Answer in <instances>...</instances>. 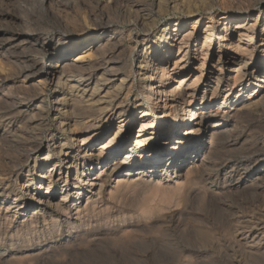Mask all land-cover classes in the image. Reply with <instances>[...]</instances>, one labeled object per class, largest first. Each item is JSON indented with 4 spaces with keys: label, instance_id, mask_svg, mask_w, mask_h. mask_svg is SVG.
I'll return each instance as SVG.
<instances>
[{
    "label": "rangeland",
    "instance_id": "rangeland-1",
    "mask_svg": "<svg viewBox=\"0 0 264 264\" xmlns=\"http://www.w3.org/2000/svg\"><path fill=\"white\" fill-rule=\"evenodd\" d=\"M33 1L35 2L36 0H0V35H1L0 39H4V38L9 37L10 35H13V34L16 35V34H18V32L24 33L26 31V33L28 34L27 36H25V39H28V40L24 39L21 41V40L15 39V41H16L15 44L16 43L18 44L19 42H21L20 46H18L16 48L17 50L14 47L12 49H9L8 51H5V53L0 52V55H1L0 66L1 65L3 66V67L2 66L0 67V97H1L0 98V144H1L0 145V174H1L0 175V179H1L0 185L2 186V187L0 186V190L3 192V196L5 197V203L2 205L1 210H0V264H39V263L40 264H91V263H93V264H201L200 262L204 261L205 259H207V260H205L203 262V264H206V262H208L207 264H209V261H210V263L213 261L211 264H223L225 260L226 261L224 264H230V262H232V260L230 259L231 257L229 256V252H227L226 250H225L226 252L224 250L220 251V249H218V245L230 242L231 238H233V236L235 234V229L238 226H239L238 228H241L242 226L243 227L248 226L249 228H252L253 226H255V224L259 225L260 228L259 227L257 228L255 226V227H253L252 232L258 233L256 235L259 238L261 235L260 239L262 240V243H263V244L261 243V245L259 247L260 251L258 253H260L262 251L258 255L260 258L257 256L258 253H256V256L253 257L255 259L251 258V262H249L250 258L245 259V260L239 259L240 261L236 258V261H237L236 263L237 264H241L243 262L246 263L248 260V264H250V263L254 264L253 261L256 260V262H258V263L255 262V264H260V263L264 264V256H263L264 255V253H263L264 252V226H262V225H264V223H262V222H264V220H263L264 219V217H263L264 216V212H263V210H264V190H263L264 189V183H263L264 177L262 178V176L264 175V153H263L264 152V105L259 106L258 107L259 109L254 108L251 110L249 109L248 111L244 110V111L240 112V113H242L243 118L240 120L239 119L236 120L237 122L239 121L238 126H237V128L239 130L236 129L235 130L236 132L233 131L232 137L229 140H222L221 142H219L220 144L215 142L216 145L218 144L217 146L215 145L216 148L214 147V150L216 149L215 151L218 150L217 152H215L214 150H211L208 153L204 152L202 154L203 156L201 155V158L204 157L205 154L208 155V156H206V155L205 156L209 158V159L207 158L208 160L206 159V161H205V165H204L205 168L203 167L204 169L201 170V176L198 175L200 173H197V174L194 173L195 175L190 174V173H192L190 171V169H191L190 159L185 161L186 158L189 157L190 153H192L194 150L200 149L202 142H197V141H198V139L201 138L202 133H199L196 135L188 134V137H186L185 139L184 138H182V139L177 138L176 139V140H178L177 146L183 147L182 148V151L184 154L183 158H185V160H183L181 162L180 167H178L179 169L176 168V169H172L170 171L163 170V169L161 171V169H157L155 174L156 175L160 174L159 176L162 177V179L160 180L162 183L161 185H160V183L157 184L158 180L152 181V183H150V181L147 180L149 175L144 176L146 179L143 178L142 180L140 179V181L138 180L139 176L140 177L143 176V174H139L140 171L138 169L147 168L150 165V163L148 161H145V162L142 161L143 162L142 164L140 163L141 161L138 162V160H140V156L137 153L135 154V158L137 160L136 163L132 162V161L127 162V164H123V165L119 166L114 171H112L113 165L115 163L121 161L122 157L119 154L111 156V159L108 161V166L105 168V171L102 172L101 169L102 170L104 169L103 168L104 164L101 161L100 162L98 161V159L101 158L100 146H96V149H93L95 151L96 155L99 157L87 156L86 154L85 155L81 154L79 156H75V160H74L75 162L77 160H79V164H78L77 168L79 169V174L81 173V179L87 178L86 173L83 174L82 166L83 165H89V166L93 165L94 166V170L92 171L90 179H92V178L94 179L97 176H99V178L95 181V183L100 184L99 186L97 185V187L96 186L93 187V188H96L95 191L98 193V194L96 193L97 195L94 197V199L90 198L91 194L88 193V191H87L88 186L87 187L83 186L82 185L83 181L81 182L80 180L77 179L78 174H77L76 168H73V170H72L73 172L71 174H69L67 177H65V175L63 174L61 176V178H59V174L57 171V176L55 177V181L57 182L56 187H49V190H47V185H48L47 183L46 184H40V181H41V179L39 177L40 166L46 165L47 168L49 167L47 169V171H48L51 168L52 164L56 163V161L60 157V156L58 157L57 154L53 153L48 162L44 161V158L47 154V149L45 148V145L47 143L46 140H49V138L53 135H57V134L62 133L60 129H57L58 128L57 124H55V122L52 120V115L54 112V109L52 108L53 107V104H52L53 100L52 99H53V96L55 94L54 92L57 88H56V85H51L49 83H42L43 80H41L40 78L38 79V77H36L37 79H35L38 81H35V84L30 85L31 87H29V86L24 87L22 85V81L24 80V77L20 76V74H19L20 71L23 70L22 67H24V65H23L24 61H26L27 58L29 57L28 60L32 61L33 59H35L33 61H36L39 65H41V62H42L41 55L45 56L46 60H48L49 59L48 57L52 54V50L51 51L50 50L45 51V49L42 48L43 42H45V40L52 38L58 46L56 36L58 34L59 35L60 34L61 35L67 34V32H69L70 28H71L70 30H73L76 27L73 30V31H75L74 33L76 35L81 36V38H83V37L86 38V37L93 36V34H94L93 30L96 27L101 28V29L106 28V26H107V25H105L106 22L107 23L110 22L111 24H108V25H109V27H113V28L108 29L106 31L109 33H107V35L104 38H106L107 36H111L110 32H113L114 36L119 35V34H125L123 41L120 44L121 49L118 48L117 51L114 53V57H116V60L118 62V67H117L118 70L116 69L117 73L125 74V72L129 68V64H130V60H129L127 54H128V50L130 49V43L133 40L132 35H134L137 32V29L133 26V21L137 15L135 13V11H137V10L140 11L139 13L141 15H145V14H149V13H150V15H154L156 17L155 18L156 24H157V26L155 27L156 29L162 27L165 24H171L172 23L171 21H174L178 18H187V16H185V12L183 11V8H181L182 9L181 10L180 7H174V4H173V7H174L173 8L171 2L169 3V8L166 9L167 12L162 11L163 12L162 13L161 11H158L157 7L155 6L156 4H154L153 0H111V1L110 0H97V1L96 0L95 1L94 0H86V4H85V0L84 1L83 0H74V1L71 0V2H70V0H67L68 1L67 3H65L66 0H57V1L52 0L51 9H54V10L57 9V11H59V14H61V17L64 20H66V22L68 24V29H66V28H64L63 23H61L59 21L57 22V20L54 17H52V18L50 17L52 14H50L46 10H44V11L42 9L40 10L39 5H38V7H36L37 5L34 6ZM82 1H83V3H82ZM200 1L202 4L200 3ZM200 1L199 0H190L192 5H194L193 10L196 11L195 14L202 19L201 24H199V30H201V31H203V30H205V28H207L206 25L208 22H210L211 17H215V20H217L221 15H224V14H227L231 17L239 16V18H242V19H244L246 17L247 20L249 21V25H250V23L252 24L254 22V20L257 16H259V19H260L263 17V14H264V0H261V1L260 0H250V1L249 0H231V1L230 0H200ZM213 1H214V3H213ZM216 1L217 2L219 1V2L217 3ZM226 1H227V3H226ZM242 1H243V4H242ZM75 2H79L80 5H82L81 9L77 12L75 9H73V8H76V6L72 7V4L73 5L76 4ZM90 2L94 6L97 5V2H98V5L95 7L92 5L90 6V4H91ZM221 2L223 5L221 4ZM56 3H57V5H56ZM194 3L197 4V6ZM52 4H54V5H52ZM206 4L207 5L209 4V5L206 6ZM224 4H225V7H224ZM249 4H250V6H249ZM68 5H69V7H68ZM106 5H108V6L106 7ZM201 5L206 7V8L203 10L204 7H202ZM58 6H60L63 10L58 9ZM64 6H66V7H64ZM86 6L87 7L89 6V7L86 8ZM33 7H35V8H33ZM89 8H90V10L95 9L94 11H92L95 13L90 12ZM29 9H30V11H29ZM33 9H35V10H33ZM128 9H132L133 12L131 10H128ZM65 10H67V11H65ZM69 11L71 14L69 13ZM32 12L34 15H32ZM147 12H149V13H147ZM133 13H135V15ZM27 14L28 15L30 14L29 15V18L31 17L30 19L28 18ZM72 14H74V15H72ZM80 14H81V16H80ZM93 14L95 15V17ZM84 16H86V17L89 16V17L87 19ZM129 16H130V19H129ZM204 16H205V18H204ZM35 17H37V18H35ZM72 17L75 19H71ZM133 17H134V19H133ZM25 19H27V20H25ZM67 20L70 21L71 23L69 24V22ZM74 20L78 24H76ZM87 20H89V21H87ZM78 21H80V22H78ZM88 22H89V24H88ZM71 24H73V25H71ZM78 25H80L81 27ZM214 26L215 27H214L213 34H215V36H216L219 33V31H218L219 25L215 23ZM261 26H262V24L259 23L258 25H256V27L254 29V33L257 34V36H259L261 34V31H260ZM187 28H190V27L185 26L183 31H185ZM31 29H32V31L29 32V30H31ZM14 37L15 36H13L12 40L14 39ZM93 37H96V36H93ZM237 38H238V35H236V34L231 35V39L233 40V42L234 41L236 42L238 40ZM129 41H131V42H129ZM191 41H193V40H191ZM191 41L188 43V45L191 47V48L189 47L190 48V54L188 57V60H189L188 68L192 70L195 67L196 68L199 67V63H198L197 59H195L194 56L197 55L198 50L201 49L203 40H200L196 43H192ZM256 41H257V38L254 39V42H256ZM12 42H14V41L10 40L8 43L12 45ZM228 44H230V43H228ZM26 47H27V49H26ZM36 47H37V49H36ZM86 48L87 47L79 48L76 51V54H79L81 51L85 50ZM13 49H14V51H13ZM21 49L24 50L23 53H22L23 50H21ZM29 49L33 52L31 53V51ZM35 50L39 51L38 52L39 54ZM16 51L19 53H17ZM26 51H29V53ZM40 51L42 52V54ZM2 53H4V57H3ZM14 53L15 54L17 53L19 55H15ZM20 53H22L23 55L22 54L20 55ZM24 53H25V55H24ZM35 54L36 55L38 54V55L36 56ZM219 54H220V51L218 48H216L215 51L213 52L214 58H212L210 60L209 64L205 67V69L210 66V63H211V65L215 64V66L219 65L218 64ZM10 58H11V60L13 59L12 61L14 63L10 60ZM225 59H226V57H225ZM7 60H9V61L7 62ZM14 60H17L18 62L14 61ZM222 61H224V54L222 55ZM11 64H13V67L15 65L16 66L13 68ZM19 65H20L21 69L19 67H17ZM1 68H3V69H1ZM16 68L19 69L18 73H17ZM4 69H6V70L4 71ZM1 70H3V71H1ZM15 70H16V72H15ZM121 70H122V72H121ZM67 74L69 77H72V76L74 78L77 77L76 72H72V73L66 72V75ZM193 77L194 76L191 75L188 78H193ZM225 77L221 80L220 86L217 89V92H215L214 94H211L210 88L206 90L207 98H214L213 100H215V102L213 103V107L209 110V111H212L211 113H215V111L218 108V103H220L222 101L221 98H223L225 87L227 86V83L229 82V80H227ZM250 78L253 80L252 76L249 77V80H250ZM18 83H20V84H18ZM37 83H38V85H37ZM133 84H134L133 90H135L136 92L141 93L144 90V84H143L142 80L139 79L137 81H134ZM136 84H138V85H136ZM246 84L247 83H245V85ZM36 85L38 86V88H36ZM39 85H42V86H40V88L42 87L41 89L39 88ZM13 87H15L16 89ZM20 87H22V88H20ZM234 88H236V87H234ZM6 91H8V93ZM40 91H42V92H40ZM250 91H251V89H248L247 92L244 93L245 94L244 100H246L248 98L247 93H249ZM12 92L14 94H12ZM17 94H19L20 96ZM26 96H28V97H26ZM129 96H128L129 98L128 97L127 98L129 100L132 99L131 94H129ZM136 98L141 99V96H139V97L137 96ZM24 100H26V102H24ZM9 101H10V103L12 101L11 104H13L15 107L12 106L9 103ZM13 101H15V102H13ZM123 101H124L123 106L127 107L128 101L127 102L125 100H123ZM195 101L197 103H199L198 98H195ZM6 102H8L10 105ZM16 102L19 104H17ZM149 102L150 101L146 102V100L143 101V103L145 105H148ZM241 103H242V101H237V102L232 104V103L227 101L225 103V105H223L219 109L221 111L224 110L225 113L222 114L221 112H219L217 114L212 115V117L209 118V125H211L214 121L220 120V119L222 121H234L235 120L234 119L235 118L234 112L236 110L235 108ZM6 104H7V106H6ZM32 104H34V105H32ZM231 104H232V106H231ZM38 105L47 106L46 107L47 109L45 108L43 111V115L46 116L47 119L48 118L49 119L46 122L47 124L45 123L47 128H45L43 130V133H42V131H37L38 127L36 125H37L38 119H35L36 121L35 120L33 121L32 119L29 118L31 114H29V112L26 111V109L27 110L32 109V107H37ZM262 107H263V109H262ZM16 108H21L24 112H22L21 114L15 115L13 112L16 110ZM48 109H49V111H48ZM148 109H149V111H153V108H151V107H148ZM4 110H6V111H4ZM77 110L78 111L76 112V116L78 117L80 115L78 117V119H80L82 117V121L84 120L83 122L87 123V125H88V126L78 127L77 128V129H79L78 135H83V134H89L90 135V133L92 134L93 130L95 129V127H94L95 122H97L98 120L103 118L104 114H99L98 112L95 111V112H92L91 114L88 115V114H83L84 110H82L81 108H77ZM255 111H256V114H255ZM7 112H8V114H7ZM139 112L140 111L135 112V115L137 117L139 116V114H137ZM245 115H247V117ZM244 116H245V118H244ZM26 118H29L28 121ZM92 120H94L95 122ZM11 122H12V124H11ZM28 122L31 123V125L28 126V130H22L20 128V126H23L25 123H28ZM89 124H91V125H89ZM115 126H116V123H115ZM15 128H17V129H15ZM14 129H15V131H14ZM18 129H20L21 132ZM30 129H32V130H30ZM131 129H133L131 132V135H130V140H131V145H132V144H134V140H135L136 133L138 130V122L133 124ZM159 129L160 128H158L157 130H159ZM164 129H165V127H164ZM164 129L163 128L161 129V133L163 132ZM209 130H210V127H209ZM13 131L15 133H13ZM23 131H25V132H23ZM16 133H17V135H16ZM26 133H28V134H26ZM111 134H112V131L109 133L108 132L104 133L100 139L104 140V142L106 143L110 139ZM235 134L238 138L235 136ZM174 136H178V135L176 134ZM2 137H4V138L2 139ZM12 137H14V139ZM29 137H31V138H29ZM161 137H163V135H161ZM29 139H31V141ZM27 142L30 144V146L29 145L27 146V144H28ZM15 143L18 145H16ZM33 143H35V144H33ZM224 143H226V144H224ZM74 144H75L74 141H71L68 139V141L66 142V145L64 147V150L74 152L75 147H76ZM222 146L224 148L225 147H227V148L224 149ZM26 147L28 149L31 148L29 150H32V151H29ZM145 147H147V146H145ZM231 148H233V151L231 150ZM144 149H145L144 147H141V151H144ZM228 149H230V151ZM256 150H258V151H256ZM89 152H88V154H89ZM214 152H215V154H213ZM73 154H75V153H73ZM209 154L211 155L210 157H209ZM36 156H37V159H36L37 162L35 163L34 157H36ZM222 156H224V157H222ZM239 156H241V157H239ZM14 157L16 159H14ZM232 157H233V159H232ZM230 158H231V160H230ZM60 159H63V153H62ZM215 160H216V163H215ZM226 160H228V161L225 162ZM213 161H214V163H213ZM222 162H224L225 165ZM12 163H14V164H12ZM8 164H10V165H8ZM221 165H223V166H221ZM9 166L11 168L12 167L13 168L11 169ZM209 166H210V168H209ZM206 167L209 169H207ZM217 167H218V169H217ZM8 169H10V170H8ZM34 170H35V172H34ZM204 170H207V171L204 172ZM5 171H6V173H2ZM8 171H9V173H8ZM47 171H45V172H47ZM209 171H211V174L209 173ZM127 173L131 174L132 177H130L128 180H124L125 178L123 176H124V174H127ZM202 174L204 175V177H202ZM208 174H209V176H208ZM188 175H189V177H186ZM7 176H9V177H7ZM196 176H197V178H195ZM205 176L206 177L208 176L207 177L208 179ZM79 177H80V175H79ZM3 178H5V179L3 180ZM14 178H16L15 182H14ZM186 178H189V179H186ZM192 178L194 180L195 179L196 180L194 181ZM257 178H259V179H257ZM59 179H60V181L58 182ZM191 179L193 180V182H190ZM28 180L31 181V182H29L30 187H31V193H28L26 191L27 189H21V185L26 183ZM199 180H200V182H199ZM186 181H187V183H189V184L191 183L192 185L191 184H190V186H189V184L187 185ZM196 181L199 182L198 185L196 184L197 183ZM74 182L77 183L78 186H81V188H83V190L81 192L76 193L75 190H73L74 185H75ZM120 182L123 183V187H122V184ZM127 182L132 184V185H128ZM182 182H185L184 183L185 188L182 187V185H183ZM153 183H156V184L152 185ZM10 184H11V186H10ZM176 184L179 186L175 187ZM180 184H181L182 188L180 187ZM161 186H163V187H161ZM164 186L166 188H164ZM195 186H196V188H195ZM258 186H259V188H258ZM36 188H37V190H39V192H41V193L43 192L44 194H47V191H49L48 193L51 194V197L50 198L46 197V199L50 200L53 196L55 202H60L64 198V196H66V194H67L68 195V196H66L67 201L64 203V205L65 204L69 205V207H70L69 210L65 211L62 214L61 211L50 208L46 203H43L42 206L39 203H36V202L34 203V201L31 200V196L35 194L34 191L36 190ZM98 188H100L101 190ZM159 188H162V189L159 190ZM176 188H178V190ZM198 188H200V189H198ZM62 189H65V190H62ZM180 189H182V190H180ZM67 190H71L70 193H68ZM199 190H201V192ZM228 190L231 192H229ZM186 191L189 194L186 193ZM207 191H209V192H207ZM212 194L214 196L213 198H212ZM200 195H202L203 198L199 197ZM195 196L197 199H199V198L200 199L198 201L197 200L195 201V199H196ZM189 197H190V199H189ZM191 197H193V198H191ZM10 204H13L14 208L9 210V209H7V207ZM86 204H88V205H86ZM85 206H86V208H85ZM78 207H80V210L77 209ZM81 207H82V209H81ZM5 209H6V211H5ZM84 209H86V210H84ZM87 210H88V212H87ZM89 210L91 212L94 210L93 213L95 215L93 213H91ZM82 211H86V212L82 213ZM34 212H37V213L35 214ZM256 213H257V215H256ZM79 214H81V216ZM253 214H255V215H253ZM42 215H45L44 217L46 220L44 219V217ZM78 215H79V217H78ZM32 216L34 218H36V216H39V218L37 217L38 221L36 223L32 222ZM75 216H77V217H75ZM251 216H253V217H251ZM243 217H245V218H243ZM246 217H247V219H246ZM256 217H257V219H256ZM34 218H33V220H34ZM233 219H234V222H233ZM239 219H240V221H239ZM241 219L242 220L244 219V220L242 221ZM249 219H251V220H249ZM248 220L250 222H248ZM48 221H49V225H45L44 223H46V222L48 223ZM50 221H51V223H50ZM38 222L40 225L38 224ZM232 222H233V224H232ZM243 222L244 223L246 222L247 224H244ZM53 223H54V225H53ZM242 223H243V225H242ZM260 224H261V226H260ZM79 225H80V227H79ZM46 226H48L49 229H46ZM233 226H235L236 228ZM27 228H28V230H27ZM89 228L92 232L89 231ZM19 229H21V230H19ZM85 229H87V230H85ZM259 229H262V230H259ZM91 236H92V238H90ZM82 238L84 241L82 240ZM90 239H92V240H90ZM95 240H96V242H95ZM76 241L78 244L76 243ZM89 241L91 243H88ZM92 241H94V242H92ZM208 241L211 244L212 243L213 244L211 245ZM95 243L97 244V247H96ZM85 244H86V246H88L87 248L85 247ZM53 245H54V247H53ZM58 245H59V247H58ZM82 245H84V247ZM91 245H93V247ZM213 245H214V247H216L214 249V252H212L213 248H214ZM60 246H62V247H60ZM66 246L69 248H67ZM75 246H77L75 249L72 248ZM63 247L65 249H63ZM94 247H96L97 250ZM54 248H56V249L58 248V249L54 250ZM83 248L85 250H83ZM72 249H74V251H75L74 255L72 254V251H73ZM77 249H79V250H77ZM90 249L93 251V253ZM74 251H73V253H74ZM84 251L85 252L87 251V256H86V253ZM47 252H48V254H47ZM56 252H58V253H56ZM60 252H61V254H60ZM69 252H71V253H69ZM76 252L78 255L80 254L79 256H81V255L82 256L79 257L76 254ZM88 252H89V254H88ZM42 253L43 254L45 253V254L41 256ZM49 253H52V254H50L51 256L53 254H55L56 257L53 255L52 257L54 259L52 260V257H50V256L48 257ZM35 254H36V257L34 258L33 255L35 256ZM205 254L207 256H205ZM211 254H212V256H211ZM95 255H96V257H95ZM204 256H205V258L203 260ZM208 256H209V258H206ZM29 257H32L33 260L31 259L32 260L31 261ZM39 257L44 258V261H43V259H40ZM91 257H92V259H91ZM218 257H220L221 259ZM256 257H258V258H256ZM49 258L51 261L49 260ZM214 258H215V260H214ZM217 258L220 259V261L219 260L217 261ZM257 259H259V260H257ZM88 260H89V262H88ZM93 260H95V261H93ZM228 260H229V262H228ZM260 260L263 262H261ZM82 262H84V263H82ZM231 264H234V263L232 262Z\"/></svg>",
    "mask_w": 264,
    "mask_h": 264
},
{
    "label": "bare ground",
    "instance_id": "bare-ground-1",
    "mask_svg": "<svg viewBox=\"0 0 264 264\" xmlns=\"http://www.w3.org/2000/svg\"><path fill=\"white\" fill-rule=\"evenodd\" d=\"M72 1H74V0H72ZM83 1H82V3H83ZM153 1H154V4H156L155 6L157 7L158 11H161V12L162 11L163 12L166 11V9L169 8V3L171 2L172 3V7H173V4H174V7H180V9L183 8V11L185 12V16H187V18H178V19H176L174 21H171L172 22L171 24H165L162 27L156 29L155 28L157 26L156 20H155L156 17L154 15H150L149 12H147L149 14L141 15L139 13L140 11H138V10L135 11V13L137 15H136L135 19L133 17V19H134L133 26L137 29V32L134 35H132V39H133L132 42L129 41L131 43H130V49L129 50L127 49L128 50V54L127 55H128L129 60H130V64H129V68L125 72V74L117 73L116 69L118 67V62L116 60V57H114V53L117 51V49L118 48L121 49L120 44L123 41V38H124L125 34H119V35L114 36V33L110 32L111 36H107L106 38H104L107 35V33H109V32H106V31L108 29H112L113 28V27H109L108 24H111L110 22L109 23L106 22V24H105V25H107L106 28H102L101 29V28H97L96 27L93 30V32H94L93 36H96V37L91 36V37H86V38L83 37V38H81V36L76 35L74 33L75 31H73L76 27L73 30H70L71 29L70 28L69 32H67V34H64V35H61V34L59 35L58 34L56 36L58 46H57V44L55 43V41L52 38L48 39V40H45V42H43L42 48L45 49V51H48V50L51 51L52 50V54L48 57L49 58L48 60H46L45 56L41 55V57H42L41 58V60H42L41 65H39L36 61H33V60H35L33 58H32L33 59L32 61L28 60L29 57L27 58L26 61H24V64H23L24 67H22L23 70H21L20 73H19L20 76L24 77V80L22 81V85L24 87L25 86L26 87H28V86L31 87L30 85H33V84H35V81H38V80H35V79H37L36 77H38V79L40 78L41 80H43L42 83H49L51 85H56V88H57L55 90V92H54L55 94H54L53 99H52L53 100V102H52L53 107L52 108L54 109V112H53V115H52V120L55 122V124H57V127H58L57 129H60L62 133L61 134H57V135H53V136L50 135L51 137L50 138L48 137L49 140H46L47 143L45 145V148L47 149V154H46V156L44 158V161L48 162L50 157H51V155L53 153L57 154L58 157L59 156L61 157V155L63 153V159H60V157H59L60 160L58 159L56 161V163L52 164L51 168L48 171H47V169L49 167L47 168L46 165L45 166H40V170H39V172H40L39 173V177L41 179L40 184H46L47 183L48 184L47 185V190H49V187H56L57 182L55 181V177L57 176V171H58V174H59V178H61V176L63 174L65 175V177H67L69 174H71L73 172L72 171L73 168H76L77 169V174H78L77 175V179L80 180L81 182L83 181V184H82L83 186H86V187L88 186L87 191H88V193L91 194L90 198L94 199V197L98 193L95 191L96 188H93V187H95V186L97 187V185L98 186L100 185V184L95 183V181L99 178V176H97L94 179L93 178L90 179L92 171L94 170V166L93 165H91V166L83 165L82 166L83 174L86 173L87 178L86 179H81V173L79 174V169L77 168L78 164H79V160H77L76 162L74 160H75V156H79L81 154H84V155L86 154L87 156H97L95 151L93 150V149H96V146H100L101 158H99L98 161L99 162L101 161L104 164L103 165L104 169L103 170L101 169L102 172H104L105 168L108 166V161L111 159V156L119 154L122 157L121 161H119V162H117V163H115L113 165L112 171H114L119 166H121L123 164H127V162L132 161V162L136 163L137 160L135 158V154L137 153L140 156V160H138V162L141 161L140 163L142 164L143 162L148 161L150 163V165L147 168L138 169L140 171L139 174H143L142 177H140V176L138 177V180L140 181V179L142 180L143 178L146 179L144 176L149 175L147 180H149L150 183H152V181H157L158 180L157 184L160 183V185H161L162 183H161L160 180L162 179V177L159 176L160 174L159 175L155 174L157 169H161V171H162V169L170 171L172 169H176V168L180 167L181 162L183 160H185V158H183L184 157V154H183V151H182L183 147L177 146L178 140H176V139L177 138H179V139L184 138L185 139L186 137H188V134L196 135V134H199V133H202L201 138L198 139V141H197V142H202V144L200 146V149L194 150L192 153H190L189 157H187L185 161L190 159V163H191L190 171L192 172L190 174L200 173L198 175L201 176V170L205 168V166H204L205 165V161L208 158V157H206V156H208L206 154H205L206 156L204 155V157H202V158H201V155L204 152L208 153L211 150H214V147L216 145L215 142L219 143L222 140H229L232 137L233 131L238 129L237 126H238V122L239 121L237 122L236 120L237 119L240 120V119L243 118L242 113H240V112H242L244 110L248 111L249 109L251 110V109H254V108H258L261 105L262 106L264 105V18H263L264 14H263V17L260 18V19H259V16H257L255 18L254 22L252 24L250 23V25H249V21L247 20L246 17L244 19H242V18H239V16L231 17V16H229L227 14L221 15L217 20H215V17H211L210 18V22H208L207 25H206L207 28H205V30L201 31V30H199V24H201L202 19L195 14L196 11L193 10V6L194 5H192L190 0L189 1L188 0H153ZM67 2L68 1L66 0L65 3H67ZM70 2H71V0H70ZM51 3H52V0H38V1L36 0L34 2V6L37 5L36 7H38V5H39L40 6V10L41 9L43 11L46 10L47 12L52 14L53 16L51 15L50 16L51 18L54 17L57 20V22L59 21V22L63 23L64 28L68 29V24H67L66 20H64L61 17V14H59V11H57V9H55V10L51 9ZM57 3H56V5H57ZM75 3H76L75 5L72 4V7L76 6V8H73V9H75L76 12H77V11H79L81 9L82 5H80L79 2H75ZM200 3H201V1H200ZM213 3H214V1H213ZM226 3H227V1H226ZM85 4H86V0H85ZM221 4H222V2H221ZM242 4H243V1H242ZM52 5H54V4H52ZM91 5H92V3L90 4V6ZM97 5H98V2H97ZM97 5H95V6H97ZM195 5L197 6V4H195ZM208 5L206 4V6H208ZM92 6H94V5H92ZM107 6L108 5H106V7ZM249 6H250V4H249ZM64 7H66V6H64ZM68 7H69V5H68ZM88 7L86 6V8H88ZM202 7H204V6H202ZM224 7H225V4H224ZM33 8H35V7H33ZM205 8L206 7H204L203 10ZM58 9H62V8L60 6H58ZM33 10H35V9H33ZM67 10H65V11H67ZM89 10H90V8H89ZM94 10H90V12H92ZM128 10L132 11V9H128ZM29 11H30V9H29ZM69 13H70V11H69ZM92 13H95V12H92ZM135 13H133V14L135 15ZM74 14H72V15H74ZM29 15L27 14L28 18H29ZM32 15H34L33 12H32ZM80 16H81V14H80ZM84 17H86V16H84ZM88 17H86V18L88 19ZM94 17H95V15H94ZM35 18H37V17H35ZM204 18H205V16H204ZM71 19H75V18L72 17ZM129 19H130V16H129ZM25 20H27V19H25ZM87 21H89V20H87ZM68 22H69V24L71 23L70 21H68ZM78 22H80V21H78ZM75 23L78 24L76 21H75ZM215 23L219 25V27H218L219 33L217 32L218 34L216 36H215V34H213ZM259 23L262 24L261 30H260L261 34L259 36H257V34L254 33V29H255L256 25H258ZM88 24H89V22H88ZM71 25H73V24H71ZM80 25H78V26H80ZM185 26L186 27L188 26L190 28H187L188 30L186 29L185 31H183ZM30 31H32V29L29 30V32ZM25 33H26V31L24 33L18 32V34H16V35L13 34V35H10L9 37H6L4 39H0V52H4L5 53V51H8L9 49H12L14 47L16 49L18 46H20L21 42H19L18 44L17 43L15 44V42H16L15 39L16 40H21V41L24 40L25 36L28 35L27 33L26 34ZM232 34L238 35V38H237L238 40L236 42L235 41L233 42V40L231 39V35ZM13 36H15V37L12 40ZM255 38H257L256 42H254ZM10 40L14 41V42H12V45L8 43ZM25 40H28V39H25ZM191 40H193V41H191ZM200 40H203L202 41L203 42L202 43V47H201L200 50H198V54L194 56L195 59H197V61L199 63V67L198 68L195 67L194 69L191 70V69L188 68V64H189L188 57H189L190 48H191L188 45V43L190 41L192 43H196V42H198ZM228 43H230V44H228ZM82 47H87V48L85 50L81 51L79 54H76V51L79 48H82ZM216 48H218L219 51H220L219 59H218V64L219 65L215 66V64L211 65V63H210V66L205 69V67L209 64L210 60L212 58H214L213 57V52L215 51ZM26 49H27V47H26ZM36 49H37V47H36ZM21 50H23V49H21ZM13 51H14V49H13ZM23 52H24V50L22 51V53ZM26 52L29 53V51H26ZM32 52L33 51H31V53ZM36 52L38 53L39 51H36ZM4 53H2L3 57H4ZM17 53H19V52H17ZM17 53L16 54L14 53V54L15 55H19ZM22 53H20V55ZM25 53H24V55H25ZM41 54H42V52H41ZM223 54H224V61H222V55ZM225 57H226V59H225ZM0 58H1V55H0ZM10 60H11V58H10ZM17 60H14V61H17ZM8 61L9 60H7V62ZM11 65L13 67V64H11ZM17 67L20 68V65L17 66ZM1 69H3V68H1ZM5 70L6 69H4V71ZM18 70L19 69H17V73H18ZM1 71H3V70H1ZM15 72H16V70H15ZM66 72H69V73L76 72L78 75L76 74L77 77L74 78L72 76L73 77L72 78V77H69L68 74L66 75ZM121 72H122V70H121ZM191 75L194 76V77L193 78H188ZM251 76H252L253 80L251 78L249 80V77H251ZM224 77L227 80H229V82L227 83V86L225 87L223 98H221L222 101L220 103H218L217 110L215 111V113H211L212 111H209V110L213 107V103L215 102V100H213L214 98H207L206 90L210 88L211 89V91H210L211 94H214L215 92H217V89L220 86V82H221V80ZM139 79L142 80L143 84H144V90L141 93H138L135 90H133L134 81H137ZM245 83H247V84L245 85ZM18 84H20V83H18ZM37 85H38V83H37ZM37 85H36V88H38ZM42 85H39V88ZM136 85H138V84H136ZM22 87H20V88H22ZM234 87H236L237 89L234 88ZM13 88H15V87H13ZM248 89H251V91L249 93H247L248 98L246 100H244V95H245L244 93H246ZM42 91H40V92H42ZM6 92L8 93V91H6ZM13 92H12V94H14ZM129 94H131V96H132V99H130V100L128 99L130 97ZM17 95H19V94H17ZM137 96L138 97L141 96V99H137L136 98ZM26 97H28V96H26ZM195 98H198L199 103H197L195 101ZM123 100H125L126 102L128 101L127 102V107L123 106V104H124ZM144 100H146V102L150 101L148 103V105H145L143 103ZM227 101L232 103V104L237 102V101H242V103L239 104L235 108L236 109L235 112H234L235 113V116H234L235 120L234 121H222L220 119V120L214 121L211 125H209V118L212 117V115L217 114L219 112H221L222 114L225 113L224 110L221 111L219 109H220V107L225 105V103ZM13 102H15V101H13ZM24 102H26V100H24ZM6 103H8V102H6ZM9 103H10V101H9ZM11 103H12V101H11ZM17 104H19V103H17ZM232 104H231V106H232ZM11 105L14 106L13 104H11ZM32 105H34V104H32ZM6 106H7V104H6ZM46 107L47 106H44V105H38L37 107H32V109H28V110L26 109V111L29 112V114H31L30 117H29L30 119H32L33 121L35 119H38L37 120L38 122H37V125H36L38 127L37 131H42V133H43V130L45 128H47L45 123L49 119V118L47 119V117L43 115V111H44V109ZM148 107L153 108V111H149ZM77 108H81L82 110H84L83 114H88L89 115V114H91L92 112H95V111L98 112L99 114H104L103 118H101L97 122L92 120V121L95 122V125H94L95 129L93 130L92 134L90 133V135L89 134L78 135L79 134L78 133L79 129H77V128L80 127V126H88V125H87V123L83 122L84 120L82 121V117L80 119H78V117L80 115L78 117L76 116V112L78 111ZM262 109H263V107H262ZM4 111H6V110H4ZM48 111H49V109H48ZM137 111H140L139 113H137V114H139L138 117L135 115V112H137ZM22 112H24V111L21 108H16V110L13 113L16 115V114H21ZM7 114H8V112H7ZM255 114H256V111H255ZM245 116L247 117V115H245ZM245 116H244V118H245ZM29 118H26L27 121H28ZM137 122H138V130H137V133H136L134 144L131 145L130 135H131V132L133 130L131 128H132L133 124H135ZM115 123H116V126H115ZM11 124H12V122H11ZM30 125H31V123L28 122V123H25L23 126H20V128L22 130H28V126H30ZM89 125H91V124H89ZM164 127H165V129H164ZM209 127H210V130H209ZM158 128H160V129L157 130ZM162 128L164 129L163 132L165 131L164 133L162 132L163 134L161 133V129ZM15 129H17V128H15ZM15 129H14V131H15ZM18 130H20V129H18ZM30 130H32V129H30ZM14 131H13V133H15ZM111 131H112V134H111V137L108 140V142L105 143L104 140L100 139L103 136L104 133H107V132L109 133ZM20 132H21V130H20ZM23 132H25V131H23ZM17 133H16V135H17ZM26 134H28V133H26ZM176 134L178 136H174ZM236 134H235V136H236ZM161 135H163V137H161ZM3 138L4 137H2V139ZM12 138L14 139V137H12ZM29 138H31V137H29ZM68 139L71 140V141H74V143H75L74 145L76 147H75L74 152L73 151L70 152L68 150H66V151L64 150V147H65L66 142L68 141ZM29 140L31 141V139H29ZM33 144H35V143H33ZM224 144H226V143H224ZM16 145H18V144H16ZM28 145L30 146L29 143L27 144V146ZM145 146H147V147H145ZM141 147L145 148L144 151H141ZM226 148L227 147H225L224 149H226ZM29 149H31V148H29ZM228 150L230 151V149H228ZM231 150L233 151V148H231ZM29 151H32V150H29ZM217 151H215V152H217ZM256 151H258V150H256ZM88 152H89V154H88ZM215 152L213 154H215ZM73 153H75V154H73ZM210 156L211 155L209 154V157ZM97 157H99V156H97ZM222 157H224V156H222ZM239 157H241V156H239ZM14 159H16V158L14 157ZM34 159H35V163H36L37 162V160H36L37 156L34 157ZM232 159H233V157H232ZM230 160H231V158H230ZM227 161L228 160H226L225 162H227ZM213 163H214V161H213ZM215 163H216V160H215ZM222 163L224 164V162H222ZM12 164H14V163H12ZM8 165H10V164H8ZM221 166H223V165H221ZM209 168H210V166H209ZM209 168H207V169H209ZM217 169H218V167H217ZM8 170H10V169H8ZM6 171L2 172V173H6ZM45 171H47V172H45ZM205 171H207V170H204V172ZM34 172H35V170H34ZM8 173H9V171H8ZM209 173L211 174V171H209ZM79 175H80V177H79ZM208 176H209V174H208ZM7 177H9V176H7ZM123 177L125 178L124 180H128L132 176H131V174L127 173V174H124ZM186 177H189V175L186 176ZM202 177H204L203 174H202ZM263 177H264V175L262 176V178ZM195 178H197V176ZM4 179L5 178H3V180ZM15 179L16 178H14V182H15ZM186 179H189V178H186ZM192 179L190 180V182H193L194 179L193 180ZM257 179H259V178H257ZM200 180H199V182H200ZM59 181H60V179L58 180V182ZM29 182H31V181L28 180L26 183L22 184L21 185V189H27L26 191L28 193H31V187H30ZM199 182H197L196 184L198 185ZM120 183L122 184V187H123V183L122 182H120ZM182 183H183L182 187L185 188L184 187V183L185 182H182ZM74 184L75 185H74V189L73 190H75L76 193H79V192H81L83 190V188H81V186H78L77 183L74 182ZM154 184H156V183H153L152 185H154ZM181 184H180V187H181ZM186 184L188 185L189 183H187V181H186ZM190 184H189V186H190ZM128 185H132V184L128 183ZM10 186H11V184H10ZM177 186H179V185L176 184L175 187H177ZM259 186H258V188H259ZM161 187H163V186H161ZM164 188H166V187L164 186ZM195 188H196V186H195ZM98 189H100V188H98ZM161 189L162 188H159V190H161ZM176 189L178 190V188H176ZM198 189H200V188H198ZM62 190H65V189H62ZM180 190H182V189H180ZM67 191H68V193H70L71 190H67ZM199 191L201 192V190H199ZM34 192H35V194L31 196V200L34 201V203L35 202L39 203L41 206L43 205V203H46L50 208L58 210V211H61L62 214L65 211H68L69 208H70L69 205H66V204L64 205V203L67 201V197H66V196H68L67 194H66V196H64V198L60 202H55L53 196H52V198L50 200L46 199V197L47 198L51 197V194L48 193L49 191H47V194H44L43 192L42 193L39 192V190H37V188H36V190ZM207 192H209V191H207ZM229 192H231V191H229ZM186 193H188V192L186 191ZM199 197H202V195H200ZM213 197L214 196L212 194V198ZM191 198H193V197H191ZM195 198H196V196H195ZM189 199H190V197H189ZM199 199L196 198L195 201L196 200L198 201ZM4 203H5V197L3 196V192L0 190V210H1V207H2V205ZM86 205H88V204H86ZM12 208H14L13 204L8 205V207H7V209H9V210L12 209ZM85 208H86V206H85ZM77 209L80 210V207H78ZM81 209H82V207H81ZM84 210H86V209H84ZM5 211H6V209H5ZM93 211L92 212L90 211V212L93 213ZM84 212H86V211H82V213H84ZM87 212H88V210H87ZM263 212H264V210H263ZM34 213L36 214L37 212H34ZM81 214H79V215L81 216ZM79 215H78V217H79ZM253 215H255V214H253ZM256 215H257V213H256ZM33 216H32V222L36 223L38 221L39 216H36V218L38 217L37 219L34 218ZM42 216L44 217L45 215H42ZM75 217H77V216H75ZM251 217H253V216H251ZM33 218H34V220H33ZM243 218H245V217H243ZM44 219H45V217H44ZM234 219H233V222H234ZM246 219H247V217H246ZM256 219H257V217H256ZM249 220H251V219H249ZM249 220H248V222H250ZM239 221H240V219H239ZM233 222H232V224H233ZM246 222L245 223L243 222V223L247 224ZM50 223H51V221H50ZM243 223H242V225H243ZM262 223H264V222H262ZM38 224H39V222H38ZM44 224L45 225H49V221H48V223L46 222ZM53 225H54V223H53ZM255 226L257 228L259 227V225H256V224H255ZM255 226H253V227H255ZM260 226H261V224H260ZM262 226H264V225H262ZM79 227H80V225H79ZM233 227H235V226H233ZM238 227L237 228L235 227L236 228L235 229V234H234L233 238H231L230 242L227 241L228 243H224V244L218 245V249H220V251H222V250L225 251L226 250L227 252H229V256L231 257L230 259L232 260V262L234 264H237L236 263L237 262L236 258L238 260L239 259L245 260V259L250 258L249 262H251V258L256 256V253H258L260 251L259 247H260V245L262 243V240L260 239L261 235L259 234L260 235V238H259L256 235L258 233L252 232L253 227L252 228H249L248 226L247 227H243L242 226L241 228H238ZM46 229H49L48 226H46ZM19 230H21V229H19ZM27 230H28V228H27ZM85 230H87V229H85ZM259 230H262V229H259ZM89 231H91L90 228H89ZM90 238H92V236ZM82 240H83V238H82ZM90 240H92V239H90ZM92 242H94V241H92ZM95 242H96V240H95ZM76 243H77V241H76ZM88 243H91V242L89 241ZM86 244H85V247L87 248L88 246H86ZM82 246L84 247V245H82ZM91 246L93 247V245H91ZM53 247H54V245H53ZM58 247H59V245H58ZM60 247H62V246H60ZM76 247L77 246L72 247V248L75 249ZM96 247H97V244H96ZM96 247H94V248H96ZM213 247H214V245H213ZM67 248H69V247H67ZM215 248L216 247L213 248L212 252H214ZM55 249L56 248H54V250ZM63 249H65V248L63 247ZM74 249H72V250L74 251ZM77 250H79V249H77ZM83 250H85V249L83 248ZM96 250H97V248H96ZM73 251H72V254L74 255L75 251H74V253H73ZM61 252H60V254H61ZM56 253H58V252H56ZM69 253H71V252H69ZM85 253H86V256H87V251ZM92 253H93V251H92ZM260 253H258L257 256ZM44 254L42 253L41 256L44 255ZM47 254H48V252H47ZM50 254H52V253H49L48 257L49 256L52 257L53 255L56 257L55 254H53L52 256ZM76 254H77V252H76ZM88 254H89V252H88ZM206 254H205V256H207ZM81 256H79V257H81ZM205 256L203 257V260H204ZM211 256H212V254H211ZM33 257L35 258L36 254H35V256L33 255ZM95 257H96V255H95ZM258 257H256V258H258ZM29 258H30V260L31 259L33 260L32 257H29ZM39 258L43 259V261H44V258H41V257H39ZM206 258H209V256L206 257ZM218 258H220V257H218ZM218 258H217V261L218 260L220 261L221 258L220 259H218ZM53 259L54 258L52 257V260ZM91 259H92V257H91ZM253 259H255V258H253ZM49 260H50V258H49ZM205 260H207V259H205ZM214 260H215V258H214ZM257 260H259V259H257ZM93 261H95V260H93ZM204 261H201L200 263L203 264ZM225 261H224V263H225ZM88 262H89V260H88ZM228 262H229V260H228ZM232 262H230V264ZM253 262L255 264L256 260H254ZM261 262H263V261H261ZM82 263H84V262H82ZM207 263L208 262H206V264ZM211 263L209 261V264H211ZM243 263H241V264H243ZM256 263H258V262H256ZM91 264H93V263H91ZM244 264H248V260Z\"/></svg>",
    "mask_w": 264,
    "mask_h": 264
}]
</instances>
